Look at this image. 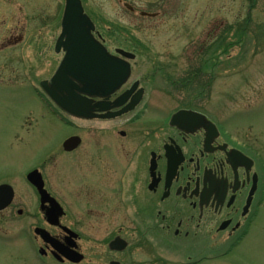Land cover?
Returning <instances> with one entry per match:
<instances>
[{"label": "flooded vegetation", "instance_id": "1", "mask_svg": "<svg viewBox=\"0 0 264 264\" xmlns=\"http://www.w3.org/2000/svg\"><path fill=\"white\" fill-rule=\"evenodd\" d=\"M49 1L51 13L42 10L45 0L43 6L41 0H0V9L12 14L0 27L14 25L0 51L18 46L21 89L73 129L54 104L42 99V81L35 74L42 31L49 32L53 57H61L51 76L64 56L56 45L65 0ZM114 1L118 11L129 14L130 27L178 22L174 18L185 10L182 0ZM80 3L93 23V40L128 63L130 77L109 98L92 100V106L107 110L78 120L85 124L81 135L66 136L50 151V157L61 151L70 162L53 165L49 178L42 163L21 169L18 190L0 180V189L6 187L0 190L1 263L209 264L242 251L264 226L259 137L237 136L196 111V47L162 58L141 36L104 34ZM121 19L117 12L115 22L123 28ZM27 48L35 51L32 63L24 56ZM180 61L185 68L178 67ZM144 66L148 72L135 77L136 68ZM184 72L192 77L187 83L170 80ZM151 76H160L164 89L180 93L173 112L165 110V100L164 109L151 105V94L159 88ZM117 103L121 106L114 108ZM133 103L130 112L118 115ZM179 112L184 114L172 120ZM196 113L213 126H197ZM70 138L78 141L67 151L63 144Z\"/></svg>", "mask_w": 264, "mask_h": 264}, {"label": "rangeland", "instance_id": "2", "mask_svg": "<svg viewBox=\"0 0 264 264\" xmlns=\"http://www.w3.org/2000/svg\"><path fill=\"white\" fill-rule=\"evenodd\" d=\"M45 1L47 5L42 10L51 13L52 2ZM41 2L43 6V0ZM83 2L104 34L141 36L149 42L150 52L162 58L193 52L196 47V111H201L237 136L259 137L264 155V0H182L185 10L174 18L178 22L169 19L165 25L143 23L137 27L127 26L131 24V18L117 10L114 0ZM1 9L0 21L12 15ZM117 12L126 25L123 28L115 22ZM13 27L10 23L0 27V46L12 35ZM41 35L35 74L43 81L51 76L53 63L61 57H53L49 50V32L42 31ZM24 53L32 63L35 51L27 48ZM19 55L18 46L0 51V85L4 87L0 86V180H7L17 190L16 176L21 169L42 163L49 178L53 165L70 162L61 151L52 157L50 151L66 136L72 133L81 135L85 126L53 106L56 113L73 127L67 128L42 103L21 89L25 85L16 76L19 74ZM183 62L180 61L178 67L185 68ZM145 66L136 68L134 76L147 73L143 71L147 69ZM185 73L172 75L170 80L180 78L187 83L192 77ZM151 78L159 85L151 94V105L164 109L162 100H165V110L173 112L178 106L180 93L170 86L164 89L165 83L160 76ZM56 183L63 185L62 182ZM209 264H264V226L258 235L249 237L242 251Z\"/></svg>", "mask_w": 264, "mask_h": 264}, {"label": "water", "instance_id": "3", "mask_svg": "<svg viewBox=\"0 0 264 264\" xmlns=\"http://www.w3.org/2000/svg\"><path fill=\"white\" fill-rule=\"evenodd\" d=\"M62 33L56 52L63 49L64 57L49 81L41 83L42 91L63 112L78 119L91 118L92 112L106 111L99 104L92 106L94 98H109L130 76V66L108 55L92 38L94 26L84 15L79 0H65ZM122 55L125 54L121 52ZM121 103L114 105L117 108ZM135 103L122 112L132 110ZM178 113L173 119L182 116ZM172 119V120H173ZM197 126H207L203 116L196 114ZM77 138L68 139L63 147L69 151L77 144ZM6 187H2L3 190Z\"/></svg>", "mask_w": 264, "mask_h": 264}]
</instances>
